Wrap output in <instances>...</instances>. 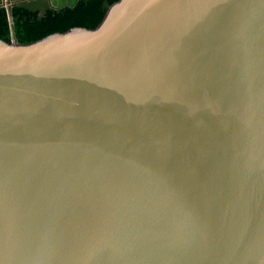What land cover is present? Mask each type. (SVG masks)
<instances>
[{"label": "water", "instance_id": "1", "mask_svg": "<svg viewBox=\"0 0 264 264\" xmlns=\"http://www.w3.org/2000/svg\"><path fill=\"white\" fill-rule=\"evenodd\" d=\"M0 264H264V0L0 38Z\"/></svg>", "mask_w": 264, "mask_h": 264}, {"label": "trees", "instance_id": "2", "mask_svg": "<svg viewBox=\"0 0 264 264\" xmlns=\"http://www.w3.org/2000/svg\"><path fill=\"white\" fill-rule=\"evenodd\" d=\"M116 0H74L57 6L45 0H0V38L21 43L72 26L95 27L106 8Z\"/></svg>", "mask_w": 264, "mask_h": 264}, {"label": "crops", "instance_id": "3", "mask_svg": "<svg viewBox=\"0 0 264 264\" xmlns=\"http://www.w3.org/2000/svg\"><path fill=\"white\" fill-rule=\"evenodd\" d=\"M59 2H57L58 4H70L72 3L74 0H58ZM45 3H48L49 5H53L55 3L51 2V0H45Z\"/></svg>", "mask_w": 264, "mask_h": 264}, {"label": "rangeland", "instance_id": "4", "mask_svg": "<svg viewBox=\"0 0 264 264\" xmlns=\"http://www.w3.org/2000/svg\"><path fill=\"white\" fill-rule=\"evenodd\" d=\"M3 1H5V2H6V0H3ZM51 2L55 3V4H53V6H57V5H58V3H57V2H59V1H58V0H51ZM43 4H45V2H44Z\"/></svg>", "mask_w": 264, "mask_h": 264}]
</instances>
